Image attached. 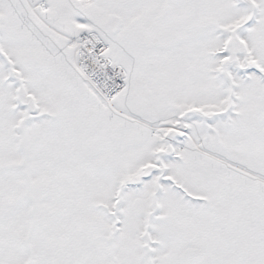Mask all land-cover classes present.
<instances>
[{
  "label": "snow or ice",
  "instance_id": "obj_1",
  "mask_svg": "<svg viewBox=\"0 0 264 264\" xmlns=\"http://www.w3.org/2000/svg\"><path fill=\"white\" fill-rule=\"evenodd\" d=\"M0 264H264V0H0Z\"/></svg>",
  "mask_w": 264,
  "mask_h": 264
}]
</instances>
